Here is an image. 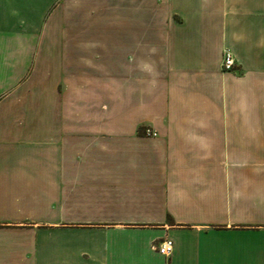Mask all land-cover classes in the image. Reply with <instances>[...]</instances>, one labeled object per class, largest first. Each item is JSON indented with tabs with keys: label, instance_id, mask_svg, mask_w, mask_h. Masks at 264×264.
<instances>
[{
	"label": "crops",
	"instance_id": "obj_1",
	"mask_svg": "<svg viewBox=\"0 0 264 264\" xmlns=\"http://www.w3.org/2000/svg\"><path fill=\"white\" fill-rule=\"evenodd\" d=\"M0 264H264V0H0Z\"/></svg>",
	"mask_w": 264,
	"mask_h": 264
},
{
	"label": "built area",
	"instance_id": "obj_2",
	"mask_svg": "<svg viewBox=\"0 0 264 264\" xmlns=\"http://www.w3.org/2000/svg\"><path fill=\"white\" fill-rule=\"evenodd\" d=\"M233 66H234V59L232 54L228 50L224 51L221 61V70L230 71L232 70ZM146 134L150 136H155V134L150 132L149 130L146 131ZM172 248H173L172 241L164 240L163 242L155 246L154 249L164 256H169L171 254Z\"/></svg>",
	"mask_w": 264,
	"mask_h": 264
}]
</instances>
